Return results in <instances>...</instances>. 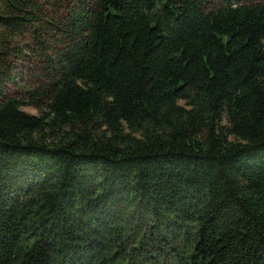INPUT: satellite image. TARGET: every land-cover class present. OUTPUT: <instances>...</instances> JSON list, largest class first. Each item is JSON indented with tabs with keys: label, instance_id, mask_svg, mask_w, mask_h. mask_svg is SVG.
<instances>
[{
	"label": "trees",
	"instance_id": "1",
	"mask_svg": "<svg viewBox=\"0 0 264 264\" xmlns=\"http://www.w3.org/2000/svg\"><path fill=\"white\" fill-rule=\"evenodd\" d=\"M137 205L180 264H264V2L0 0V264H108Z\"/></svg>",
	"mask_w": 264,
	"mask_h": 264
},
{
	"label": "rangeland",
	"instance_id": "2",
	"mask_svg": "<svg viewBox=\"0 0 264 264\" xmlns=\"http://www.w3.org/2000/svg\"><path fill=\"white\" fill-rule=\"evenodd\" d=\"M244 2H264V0H242ZM216 4H220V0H215ZM26 57L20 58L16 61V81L7 87V92L15 97H25L28 86L37 81V76L31 68V61H27ZM23 110L26 112L36 114L38 111L29 105H23ZM121 210L123 208L121 207ZM125 209L123 210L124 213ZM131 221L139 224V228H135L136 235L130 236L127 240V252H120L115 259L110 260L108 264H180L179 257H181V248H177V244L171 243L170 237L167 239L166 244L159 242L156 238V229H150L154 239L151 241L149 236L143 238V243L139 242L145 229H149L148 222H153L152 214L145 211L141 205H137L135 210L132 209ZM126 214L124 213V216ZM131 233V232H129ZM162 234V233H161Z\"/></svg>",
	"mask_w": 264,
	"mask_h": 264
}]
</instances>
